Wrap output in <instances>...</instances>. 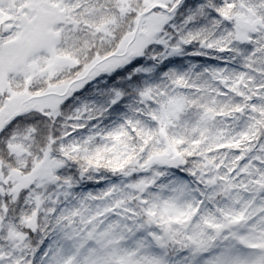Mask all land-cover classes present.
I'll return each instance as SVG.
<instances>
[{
	"label": "snow or ice",
	"instance_id": "6c2138e0",
	"mask_svg": "<svg viewBox=\"0 0 264 264\" xmlns=\"http://www.w3.org/2000/svg\"><path fill=\"white\" fill-rule=\"evenodd\" d=\"M0 264H264V0H0Z\"/></svg>",
	"mask_w": 264,
	"mask_h": 264
}]
</instances>
